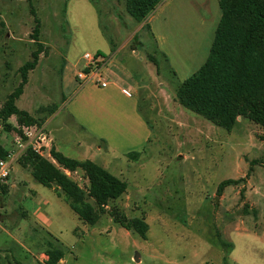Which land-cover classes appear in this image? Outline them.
<instances>
[{
  "label": "rangeland",
  "instance_id": "1",
  "mask_svg": "<svg viewBox=\"0 0 264 264\" xmlns=\"http://www.w3.org/2000/svg\"><path fill=\"white\" fill-rule=\"evenodd\" d=\"M183 1L191 12L182 10L177 35L167 30L162 41L168 63L160 53L153 55L156 42L146 27L138 31L124 2L0 0V108L21 80L19 68L37 49L33 7L46 53L29 73L18 107L49 122L55 115L49 117L48 111L55 110L58 115L46 130H57L59 150L70 158L86 157L128 183L127 192L91 226L62 195L38 183L30 168L14 162L8 192L0 191V264H46L51 246L64 252L58 264H264V129L239 118L228 132L177 101L179 86L206 61L221 16L218 1L211 3L218 14L210 20L201 0ZM125 43L108 68L126 73L143 90L108 72L103 77L131 92L148 122L147 139L134 126L128 146L114 151L75 128L68 112L78 92L67 88L64 65L97 47L113 51ZM149 55L157 57L159 68ZM10 122L17 125L15 117ZM0 137L13 150L14 132L0 124ZM77 142L83 147L77 148ZM90 146H101V152H90ZM130 147L139 153L137 159L121 153ZM66 173L87 189L82 171ZM229 179L240 182L218 195L219 185ZM116 217L144 220L147 238L124 228Z\"/></svg>",
  "mask_w": 264,
  "mask_h": 264
},
{
  "label": "trees",
  "instance_id": "2",
  "mask_svg": "<svg viewBox=\"0 0 264 264\" xmlns=\"http://www.w3.org/2000/svg\"><path fill=\"white\" fill-rule=\"evenodd\" d=\"M118 1L124 2L127 13L137 23H141L163 0ZM218 2L221 17L209 55L203 65L179 86L176 99L185 109L228 132L233 130L239 118L248 119L264 129V0ZM31 13L35 19L32 39L37 49L31 53V60L19 68L21 80L14 91L6 96L0 108V124L7 133H20L19 128L22 126H43L47 120V117L40 118V115L35 116L17 105L29 81V73L37 67L41 54L46 53L39 39L41 21L33 7ZM148 58L158 67L153 55ZM47 111L46 108L39 109L45 114ZM55 112L48 111L49 117ZM12 117L16 118L17 126L10 122ZM8 154L9 150L2 144L0 137V158L4 159ZM51 156L55 162L27 150L18 162L31 169L38 183L58 190L85 224L95 225L106 213L109 203L127 192L126 181L91 160L67 157L55 147L51 148ZM138 156V152L128 154L131 159H137ZM77 171H82L87 178V189L80 187L66 173ZM239 182L231 179L223 181L219 185L218 195L226 187ZM0 191L7 193V186L0 187ZM90 199L94 204L89 202ZM116 220L127 230L135 231L143 239L147 238L149 225L144 220H125L123 217H116ZM46 254V264H58L64 258V252L54 246Z\"/></svg>",
  "mask_w": 264,
  "mask_h": 264
},
{
  "label": "crops",
  "instance_id": "3",
  "mask_svg": "<svg viewBox=\"0 0 264 264\" xmlns=\"http://www.w3.org/2000/svg\"><path fill=\"white\" fill-rule=\"evenodd\" d=\"M209 1L210 0H201L202 5H205L209 10L208 17L210 20L213 14L214 15L218 14V9L216 8L214 9L213 5L211 7V3L213 1V3L216 4V1L218 0H211L210 4ZM182 10H185L186 14L191 12L188 3L184 2L183 0H163L143 22L138 23L140 25L138 27V31L146 27L149 31L150 36L156 42L157 48L153 52V55L155 53L158 54L160 53L162 57H164V59L168 61V63L169 60L167 59V54L163 49L162 41L165 38V32L167 30H170L172 35L173 34L177 35L180 20L182 19ZM211 10H212V14H211ZM217 25L215 26V29ZM131 39L132 38L128 39L127 42H130ZM126 43L122 47L114 48L113 51L109 47H103V48L97 47L92 52V54L94 53L103 54L110 61L113 53L118 54L121 50H123L126 47ZM131 51L134 53L137 51V49H131ZM85 53H89V52H85ZM83 55L80 58H78L76 61L71 59L69 60L66 59L64 65V69H66L67 71V76H69L67 78L68 80L67 88L72 89L73 92L76 93L78 92L76 98L70 103L71 106L69 105L70 107L68 112L71 117V120L75 125V128L78 127L81 131H83V133L89 135L91 138L95 139L96 141H101L103 144L105 142L108 148L114 151H116V149L118 148L128 146L129 142L132 139V137L129 136V134H131V131L133 130L134 126L137 127L139 131L138 135L140 136V138L141 135L145 137L147 134L146 128L148 122L145 121L141 113L137 111V105L135 107V105L132 103L131 92L126 88L121 87L119 82L121 81L122 83L131 86L133 89H135V91L138 92L142 91L143 88H141L140 86H138L137 88V83L131 81L126 73L123 74L124 76L123 75L121 76L120 74H117L116 72L108 68L110 64L109 62L104 68V72L105 73L108 72L110 76L115 77L117 80L120 81L110 78L107 79L105 77L103 79L108 81V85L106 87H102L100 83L90 84L89 86L85 85V87L80 85V82L77 79V73L86 66V62L83 59ZM155 58L157 57L155 56ZM156 61L157 63L159 62L158 59H156ZM152 64L154 65V63ZM158 70L156 71L157 77H159ZM54 115L55 118L50 120V122L48 121L49 120L48 119L47 120L48 123L43 125L45 129H47L48 126L54 122L58 114L56 115V113H54L52 116ZM46 131L48 132L47 135L51 142L50 143L51 147H55L58 151H60L57 144L61 142V139L59 137V134H57V130L55 128L54 129L51 128L50 131L48 130ZM51 134H53L54 137H51ZM146 139L147 138L145 137L144 140ZM1 142L2 144L3 142L6 143V141H2V139ZM76 146L77 148H81L82 144L80 142H77ZM12 147H14L13 150L16 148L14 143ZM133 148L134 147H130L129 149H122L121 153L128 156V154L132 153L133 150L136 149ZM87 149L90 152L93 151H96L98 153L101 152V146H94V148L93 146H90ZM77 160L83 161L90 159L83 157V158H77ZM7 185H9V181L7 182L6 186ZM12 187L16 188L15 185H13ZM51 189L62 195L55 188H51ZM46 226L47 228H50L51 221H47Z\"/></svg>",
  "mask_w": 264,
  "mask_h": 264
},
{
  "label": "built area",
  "instance_id": "4",
  "mask_svg": "<svg viewBox=\"0 0 264 264\" xmlns=\"http://www.w3.org/2000/svg\"><path fill=\"white\" fill-rule=\"evenodd\" d=\"M83 59L86 66L77 73L80 85L85 86L95 81V83H100L102 87H106L108 81L103 79V73L109 62L108 58L100 53H85ZM19 129L21 132L14 134L13 138L16 148L9 151L6 158H0V187L7 184L13 163L18 161L27 150L54 162L51 156V142L44 126H22Z\"/></svg>",
  "mask_w": 264,
  "mask_h": 264
},
{
  "label": "water",
  "instance_id": "5",
  "mask_svg": "<svg viewBox=\"0 0 264 264\" xmlns=\"http://www.w3.org/2000/svg\"><path fill=\"white\" fill-rule=\"evenodd\" d=\"M137 259V258H136ZM138 260V259H137Z\"/></svg>",
  "mask_w": 264,
  "mask_h": 264
}]
</instances>
